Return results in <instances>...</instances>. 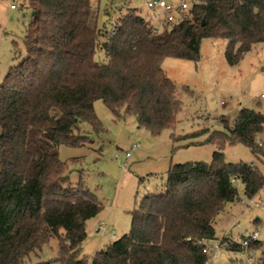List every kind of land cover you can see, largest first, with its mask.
<instances>
[{
    "label": "trees",
    "instance_id": "1",
    "mask_svg": "<svg viewBox=\"0 0 264 264\" xmlns=\"http://www.w3.org/2000/svg\"><path fill=\"white\" fill-rule=\"evenodd\" d=\"M28 5L26 56L0 84V264H28L51 238L58 241L59 264H208L199 241L217 238L216 217L239 197L235 181L248 198L264 188L255 164L228 162L223 151L241 142L264 155L258 143L263 111L243 107L232 126L223 120L228 131L216 130L205 141L216 146L211 161L172 163L163 192L144 196L132 211L129 233L90 261L81 255L87 222L103 204L83 179L71 181L58 151L63 144H90L89 131L103 129L97 99L118 118L135 116L153 135L175 127L182 102L162 68L164 58L197 62L202 40L212 37L228 40L225 58L238 64L264 43V0H195L159 29L150 14L120 8L112 34L99 27L90 0ZM97 50L107 62L96 60ZM261 246L257 240L248 248ZM230 250L243 248L232 242ZM255 264H264V249Z\"/></svg>",
    "mask_w": 264,
    "mask_h": 264
},
{
    "label": "rangeland",
    "instance_id": "2",
    "mask_svg": "<svg viewBox=\"0 0 264 264\" xmlns=\"http://www.w3.org/2000/svg\"><path fill=\"white\" fill-rule=\"evenodd\" d=\"M12 3L17 5L16 9L11 8ZM90 3L99 16V27H104L107 33L112 32L120 8H137L143 16L149 14L145 0H90ZM32 15L28 0H0V84L26 56L24 38ZM103 15L108 17L105 26ZM154 24L162 28L158 22ZM227 44V39L207 37L201 42V58L197 62L164 58L162 68L174 82L182 102L175 127L153 135L135 116L118 118L97 99L95 111L103 129L89 131L93 142L59 147V158L66 162L71 181L83 179L103 204L100 212L87 222L81 255L89 261L96 250L129 233L132 211L144 196L163 192L172 163L211 161L216 146L205 141L216 130L228 131L223 120L232 126L243 107L264 112V43L255 44L236 65H230L225 58ZM95 58L99 63L107 62L103 50H97ZM258 140L264 141V135ZM223 151L226 161L254 163L264 174V155L256 156L245 144L227 143ZM235 186L240 200L226 203L216 217V240L226 236L231 242L241 243L257 232L262 246L241 251L223 247L213 264H249V256H253L255 264L264 249V188L248 198L240 180L235 181ZM256 202L261 205L255 206ZM99 223L105 224V233L95 231ZM58 251L57 239L51 238L43 251L32 254L27 263L59 264Z\"/></svg>",
    "mask_w": 264,
    "mask_h": 264
},
{
    "label": "built area",
    "instance_id": "3",
    "mask_svg": "<svg viewBox=\"0 0 264 264\" xmlns=\"http://www.w3.org/2000/svg\"><path fill=\"white\" fill-rule=\"evenodd\" d=\"M194 1L195 0H180L179 3L174 4L172 1L169 0H145V6H147V9L149 10L151 18L154 21L158 22L161 26H163L165 24H172L176 22L179 18H181L183 15H185L186 11L191 7ZM11 8L15 9L17 8V5L15 3H12ZM112 33L113 31L111 32V34ZM262 96H264V94ZM258 143L260 146L264 147V141L258 140ZM129 155L130 154L128 153L127 156ZM251 165L253 166L254 163H252ZM259 205H261L259 202L255 203V206ZM95 231L98 233H105V224H97L95 227ZM257 235L258 233L254 232L250 237L244 238L243 241L240 243L242 248L245 249L246 247H248L251 241H257ZM199 243L202 244L203 252L207 255V263L213 264L217 253L221 250V248L225 247L226 249L230 250L232 242L229 238L222 237V239L220 240H204L199 241ZM212 251H214L213 255L211 254ZM247 259L249 264H252V262L254 261L253 256H249Z\"/></svg>",
    "mask_w": 264,
    "mask_h": 264
},
{
    "label": "water",
    "instance_id": "4",
    "mask_svg": "<svg viewBox=\"0 0 264 264\" xmlns=\"http://www.w3.org/2000/svg\"><path fill=\"white\" fill-rule=\"evenodd\" d=\"M106 18H107V15H105V16L102 18V23L105 22ZM237 200H240V197H238Z\"/></svg>",
    "mask_w": 264,
    "mask_h": 264
},
{
    "label": "crops",
    "instance_id": "5",
    "mask_svg": "<svg viewBox=\"0 0 264 264\" xmlns=\"http://www.w3.org/2000/svg\"><path fill=\"white\" fill-rule=\"evenodd\" d=\"M15 9H16V8H15ZM104 16H105V15H103L102 18H103ZM107 19H108V17L106 18V20H107ZM106 20H105V21H106ZM114 240H116V239H114ZM114 240H113V241H114ZM111 242H112V241H111ZM261 243H262V242H261ZM98 250H99V249H98ZM96 251H97V250H96Z\"/></svg>",
    "mask_w": 264,
    "mask_h": 264
}]
</instances>
